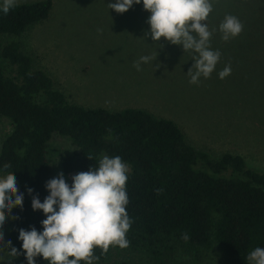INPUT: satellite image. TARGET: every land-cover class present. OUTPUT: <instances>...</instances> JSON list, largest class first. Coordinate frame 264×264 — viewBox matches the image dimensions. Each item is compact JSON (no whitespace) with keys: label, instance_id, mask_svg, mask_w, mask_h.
I'll list each match as a JSON object with an SVG mask.
<instances>
[{"label":"trees","instance_id":"trees-1","mask_svg":"<svg viewBox=\"0 0 264 264\" xmlns=\"http://www.w3.org/2000/svg\"><path fill=\"white\" fill-rule=\"evenodd\" d=\"M245 1L213 0L208 18L215 20L210 19V25L232 14L244 31L251 29L249 22L257 12L247 14L246 9L264 0H251V5ZM52 7V0H36L17 3L7 15L0 12V117L10 126L1 142L0 172H13L24 195L23 208L12 209L5 229V243L10 240L21 252L14 257L17 263L27 264L19 230L43 231L46 217L33 210L32 199L37 196L43 202L49 195L46 183L53 176L48 143L58 133L76 146L75 152L61 156L65 173L73 176L98 167L103 155L120 156L130 169V245L110 246L106 254L94 249L96 264L109 262L115 251L133 256L114 264H133L137 255L147 264H201L211 250L224 264H247L250 251L264 247V172L249 167L241 154L212 158L192 145L175 121L145 108L110 110L71 102L16 39L48 18ZM130 9L145 11L142 0ZM5 164L10 167L4 169ZM183 233L190 237L187 242L181 239ZM36 264L49 262L37 257Z\"/></svg>","mask_w":264,"mask_h":264},{"label":"rangeland","instance_id":"rangeland-1","mask_svg":"<svg viewBox=\"0 0 264 264\" xmlns=\"http://www.w3.org/2000/svg\"><path fill=\"white\" fill-rule=\"evenodd\" d=\"M31 1L36 0L17 3ZM250 1L245 4L251 5ZM52 2L49 17L16 39L71 102L110 110L145 108L175 121L187 140L212 158L225 152L241 154L249 167L264 172V4L254 2L246 9L247 14L257 12L249 22L251 29L227 42L221 39L219 25H210L214 18L207 19L209 30L216 29L211 49L219 50L221 57L210 78L202 76L198 84H191L187 72L194 64L193 53L163 37L159 42L150 36L146 39L148 11L129 9L120 14L108 8L115 0ZM141 56L156 59L141 63L142 70L137 71L133 62ZM226 65L231 66V74L220 79L218 73ZM9 127L8 120L0 117V147ZM75 151L69 137L53 134L48 143L53 178L62 172L71 185L72 175L62 170L60 160ZM10 219L6 213L0 229L4 241ZM127 255L133 253L115 251L104 264ZM0 256L4 257L0 264H18L7 251ZM133 264L147 263L137 255ZM201 264L224 263L211 250Z\"/></svg>","mask_w":264,"mask_h":264},{"label":"clouds","instance_id":"clouds-1","mask_svg":"<svg viewBox=\"0 0 264 264\" xmlns=\"http://www.w3.org/2000/svg\"><path fill=\"white\" fill-rule=\"evenodd\" d=\"M141 0H115L108 8L117 13L127 12ZM143 8L150 13L147 23L150 30L144 37L159 42L163 37L168 43L181 45L184 51L193 53L194 64L187 72L189 83L198 84L200 77L210 78L218 64L221 53L212 50L210 40L216 29L209 30L206 23L213 12V0H142ZM17 6V0H0V12L7 15ZM244 25L238 17L226 14L219 24L221 39L225 42L240 35ZM102 33V29H97ZM156 59L141 56L133 62V67L141 71V63ZM231 74V66L226 65L218 73L220 79ZM89 159H93L87 155ZM4 169L10 167L5 164ZM130 169L120 156H103L98 167H90L86 172L72 176L69 185L63 173L46 183L49 195L43 202L37 196L32 199L33 210H41L45 219L41 221L43 231L35 227L31 230L20 229L23 254L27 264H36L42 257L49 264H96L99 257L94 249L106 254L110 246L127 248L130 241L126 238L132 219L126 207L129 203L126 183ZM29 194L32 189L27 190ZM162 192V189H158ZM23 193L19 192L13 172L0 176V229L6 221V213L11 215L14 207L23 208ZM17 219L18 217H12ZM187 242V233L181 235ZM7 251L9 257H18L21 252L5 243L4 233L0 231V253ZM4 259L0 256V260ZM247 264H264V247H256L246 256Z\"/></svg>","mask_w":264,"mask_h":264}]
</instances>
